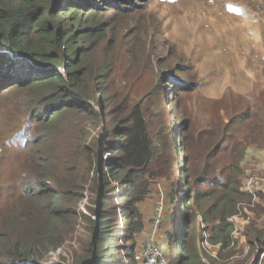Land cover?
Listing matches in <instances>:
<instances>
[{
	"label": "trees",
	"instance_id": "obj_1",
	"mask_svg": "<svg viewBox=\"0 0 264 264\" xmlns=\"http://www.w3.org/2000/svg\"><path fill=\"white\" fill-rule=\"evenodd\" d=\"M140 1L0 0V96L14 97L27 120L13 133L25 139L0 184V264L43 262L73 235L69 258L45 264H139L140 205L161 174L160 157L171 172L184 165L181 198L198 209L183 213L178 200L182 223L160 242L164 252L165 244L168 253L177 248L172 264H205L197 214L207 241L222 249L234 242L227 218L251 198L241 189L244 157L264 151V82L253 96L228 88L197 102L199 80L185 77L189 66ZM191 147L193 155L185 153ZM180 190L171 188L168 199ZM246 238L249 260L256 248L264 253V226L248 227Z\"/></svg>",
	"mask_w": 264,
	"mask_h": 264
},
{
	"label": "rangeland",
	"instance_id": "obj_2",
	"mask_svg": "<svg viewBox=\"0 0 264 264\" xmlns=\"http://www.w3.org/2000/svg\"><path fill=\"white\" fill-rule=\"evenodd\" d=\"M140 3L147 6L148 11L155 13L161 22V38H164L174 54L189 66L190 75L185 77L194 82L199 80V90L196 92L197 102L199 100L205 103L198 96L220 98L228 88L245 96L255 95L256 84L262 85L264 82V30L261 29L262 25L264 27V0H144ZM169 47L167 46V49ZM187 101L190 102L189 98ZM22 110L14 97L0 96V184L8 180L9 170L13 167L18 147L25 139L13 134L23 124H26L27 120ZM198 112L197 105L192 116L197 115L198 119ZM20 132L21 128L18 133ZM194 135L195 133H192L189 139L193 140ZM194 149L195 147L186 149L185 153L193 155ZM177 159L181 160V157ZM165 160V157H160L156 170L161 174L149 180V193L140 205L144 227L135 239L137 250H140L141 243L149 238H153L160 245L164 229L168 228L172 234H175L182 223L183 218L179 214L178 200L183 199L181 197L185 196L188 190L181 187L182 180H178V177H180L179 170L184 165L181 163L180 169L177 165L174 172H171L172 163L167 164ZM185 165L190 166L189 162ZM251 170L256 172L253 167ZM193 173L194 180H198V172L193 171ZM157 188H161L165 196L164 215L161 224L153 233L150 225L157 201ZM171 188L176 191L181 188L173 201L167 197ZM194 188L198 193V191L205 190L207 185H197ZM80 204L87 205L85 198ZM190 204H193L191 197L183 199V213L187 211ZM192 207L198 213L195 203ZM236 210L238 215L232 218L236 220L233 234L236 245H231L227 249L221 247L220 250L218 244L207 241L208 231L204 223L197 218V237H203L204 240L199 243V248H201L202 261L205 264H237L245 260L246 264H250L260 253L256 251V248L254 252H250L249 260L246 234L247 228L252 225L261 228L264 226V193L260 191L251 195L250 199L238 203ZM117 218L120 226L115 227V233L119 235L123 224L118 210ZM80 223L84 227L82 220ZM81 231L84 232L82 234L84 236L85 231L80 228L79 233ZM205 241L207 242L204 243ZM120 242V239L116 241V243ZM77 245L78 241L73 235L72 239L67 240L60 248L48 253L40 264L60 263L62 258L68 259L70 250L76 248ZM164 248L166 259L172 264L171 261L177 258V248L172 245L170 253H168L166 244ZM218 252L221 256H218ZM231 252L233 255H229ZM261 257L262 253L259 255V258ZM112 262H115V259Z\"/></svg>",
	"mask_w": 264,
	"mask_h": 264
},
{
	"label": "built area",
	"instance_id": "obj_3",
	"mask_svg": "<svg viewBox=\"0 0 264 264\" xmlns=\"http://www.w3.org/2000/svg\"><path fill=\"white\" fill-rule=\"evenodd\" d=\"M263 188H264V176H259L257 174L248 173L247 175H245V177L242 180V184H241L242 191L250 195H254L255 193L260 192V191L264 193ZM160 189L161 188H157V201L154 206L153 217L151 218L150 227L152 228L153 233L155 229L159 227V225L161 224L162 218L164 215L165 196ZM84 198H85V201H87L88 203L86 194ZM80 203H79L80 209L82 211H85L84 204H80ZM236 215L231 216V218L227 220V222L233 224V230L231 232V235L234 239V242L231 245H235L236 243V239L233 236V234L235 233L234 225L236 223V220L235 219L232 220V218L237 217ZM198 218L202 221L200 215L198 216ZM206 242L207 241H205L204 243ZM218 246L221 247L220 244H218ZM245 251H246V248H245ZM258 255H260V253H258ZM261 258H264V253H262ZM136 259L139 261V264H170L169 261L166 259L164 251L162 250L160 245H158L155 242L153 238L145 239L141 243V248L139 250L138 255L136 256Z\"/></svg>",
	"mask_w": 264,
	"mask_h": 264
},
{
	"label": "crops",
	"instance_id": "obj_4",
	"mask_svg": "<svg viewBox=\"0 0 264 264\" xmlns=\"http://www.w3.org/2000/svg\"><path fill=\"white\" fill-rule=\"evenodd\" d=\"M263 60H264V47H263ZM250 162H253V163H250ZM242 167L244 169L245 175L253 172L259 176H264V151H256L253 149H251L250 151H247L246 156L244 157ZM251 167H253L257 173L252 171ZM165 231L166 229L164 230V232ZM161 242H162V239H161Z\"/></svg>",
	"mask_w": 264,
	"mask_h": 264
},
{
	"label": "water",
	"instance_id": "obj_5",
	"mask_svg": "<svg viewBox=\"0 0 264 264\" xmlns=\"http://www.w3.org/2000/svg\"><path fill=\"white\" fill-rule=\"evenodd\" d=\"M97 227H98V224H97ZM36 264V263H35Z\"/></svg>",
	"mask_w": 264,
	"mask_h": 264
}]
</instances>
